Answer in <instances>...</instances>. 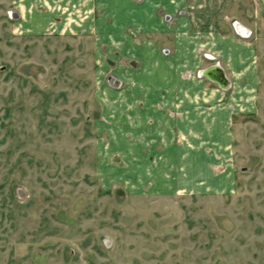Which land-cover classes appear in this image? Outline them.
I'll return each instance as SVG.
<instances>
[{"label": "rangeland", "instance_id": "obj_1", "mask_svg": "<svg viewBox=\"0 0 264 264\" xmlns=\"http://www.w3.org/2000/svg\"><path fill=\"white\" fill-rule=\"evenodd\" d=\"M199 1L186 11L242 43L245 68L233 75L200 46V64L165 90L147 53L105 35L121 29L101 0L93 29L68 32L32 29L42 0H0V264H264V9ZM121 31L137 51L173 44L171 33ZM210 66L233 87L205 76ZM212 90L222 98H190Z\"/></svg>", "mask_w": 264, "mask_h": 264}, {"label": "crops", "instance_id": "obj_2", "mask_svg": "<svg viewBox=\"0 0 264 264\" xmlns=\"http://www.w3.org/2000/svg\"><path fill=\"white\" fill-rule=\"evenodd\" d=\"M207 1L209 0H205V2ZM42 2L47 6V11H36L34 13L36 15L31 16V19L29 17L30 24L34 31L59 28L68 32V30H73L76 27L85 28L86 30L90 29L92 21L89 19V14H91L93 9L92 0H42ZM59 2H64L66 7L64 9L59 8ZM198 2L200 1L198 0ZM257 2L260 11H262V9H264V0H257ZM100 5L103 11L106 10L107 15L111 18V30L113 28L122 30L124 27H129L135 33H171L173 36V44L169 46V54L164 56L152 43L144 44V46L137 51L139 48L134 46L129 36L122 34L121 30L120 32L113 30L105 34L110 37V41L118 50L127 51L132 55L137 52L147 53L150 59L146 61L150 62L149 65L152 63L151 66L153 68H159L158 71L161 73L164 81L162 78L159 80H161L164 86L166 85L164 87L165 90L169 85V78L174 77V75L176 76L175 82L178 83V70H182L183 67H196L200 64V59L196 55V53L201 50L200 46H202L203 50L221 56L225 55V62L228 64L233 75L237 76L241 74V70L245 68L243 64L249 56L250 51L244 47L242 43L236 42L234 39L221 38L220 36L216 37L213 35L212 32H215V24L209 22L206 24L204 20L201 24L202 19L199 17L198 13L194 11L189 13L190 11H186L187 6L185 0H142L140 4H136L132 0H101ZM61 11L64 12L61 13ZM164 12L170 15V21L163 20L162 13L164 14ZM206 14L205 12L202 13L204 16H206ZM58 15L63 17V21L60 23L55 20ZM72 16H74V18H72ZM167 18L168 17L165 16V19ZM103 24L104 18H100L96 21L95 26L97 33H104ZM191 30L196 31L189 33ZM101 36L104 37L103 34H101ZM116 36H118L117 39H115ZM211 67L212 66L207 69ZM225 77L228 86L231 87L230 84L232 85L234 82L232 83L231 80H228L227 76ZM249 83L251 84L253 81L250 82L249 80ZM221 89L225 90L223 88ZM219 92L212 90L207 93L204 92L202 97L198 94L197 97H189L193 101H196L194 103H198L197 105L212 103L222 98L223 94ZM165 95L166 97L162 98L165 101H171V109H174V111L182 110L184 98L180 97L181 95L178 97V92L172 93L168 91ZM181 100L182 102H180ZM218 110H224V112H226L224 107H220ZM166 121L168 124L169 121Z\"/></svg>", "mask_w": 264, "mask_h": 264}, {"label": "water", "instance_id": "obj_3", "mask_svg": "<svg viewBox=\"0 0 264 264\" xmlns=\"http://www.w3.org/2000/svg\"><path fill=\"white\" fill-rule=\"evenodd\" d=\"M204 75L207 76L212 81H215L216 83H218L221 87L226 86L227 82L224 79V76H223L221 70H219L217 68L210 69V70L206 71L204 73Z\"/></svg>", "mask_w": 264, "mask_h": 264}]
</instances>
